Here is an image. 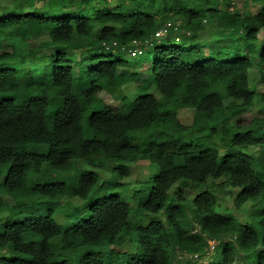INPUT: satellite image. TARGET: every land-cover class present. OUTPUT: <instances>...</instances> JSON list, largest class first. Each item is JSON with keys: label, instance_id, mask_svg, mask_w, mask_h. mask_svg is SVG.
<instances>
[{"label": "trees", "instance_id": "obj_1", "mask_svg": "<svg viewBox=\"0 0 264 264\" xmlns=\"http://www.w3.org/2000/svg\"><path fill=\"white\" fill-rule=\"evenodd\" d=\"M110 1L0 5V213L9 212L0 221V264H264V111L231 121L256 101L264 106V93L249 84L252 58L264 65V43H256L264 9L253 14L231 0H117L114 11ZM204 18L215 20L213 38L229 39L230 48L199 41ZM43 33L55 54L14 49L16 38ZM134 46L138 57L124 55ZM144 62L150 74L141 82L117 72ZM130 81H139L134 99L122 91ZM101 92L120 104L104 103ZM184 108L193 110L190 124L177 116ZM254 147L256 155L246 153ZM138 159L150 176L130 196L122 165ZM182 180L195 194L170 196ZM224 190L235 207L258 210L247 222L223 215ZM124 239L136 244L133 252L119 249Z\"/></svg>", "mask_w": 264, "mask_h": 264}, {"label": "rangeland", "instance_id": "obj_2", "mask_svg": "<svg viewBox=\"0 0 264 264\" xmlns=\"http://www.w3.org/2000/svg\"><path fill=\"white\" fill-rule=\"evenodd\" d=\"M46 0H36V4L41 6L44 4ZM235 6L238 9L244 8V6H247L253 14H256L257 12L264 9V1L263 0H231ZM8 4V0H0V5H6ZM105 5V4H104ZM232 5V4H231ZM95 7L102 8L103 6L100 5V3H96ZM232 5L230 8H233ZM110 10L116 11L118 9V2L117 0H111L110 5L108 7ZM177 25V24H175ZM174 25V26H175ZM202 28L198 31V37L200 42H207V43H218L217 45L219 47H222L223 49L230 48V45L232 44L231 41L227 38H223L219 41L215 40L213 38V34L215 32L216 23L214 19L206 20L203 19ZM175 32H179V30L174 27ZM160 34L158 36H154L153 40L156 44H160L163 41L164 35L166 33V26L164 29L160 30ZM257 47L264 43V27L260 28L257 31ZM8 38H3L1 41L3 43L7 42ZM48 40V36L46 33H43L42 35H39L38 37H31L24 41L17 40L16 38V44L13 46L16 51H20L23 55L30 54V53H37L44 56H51L55 54L56 49L53 46H48L45 44V42ZM9 46V45H8ZM12 48L10 47L9 50ZM206 51V48L204 49ZM242 52L247 55V49L243 48ZM78 51H71V54L73 56V60H77L78 58ZM124 55L128 56L131 59H134L138 57L139 55L138 50L136 46H134L132 49H126L124 51ZM253 67L249 70V84L250 88L256 93H264V82L261 79V73L264 71V65H260L257 61V58H252ZM142 64V65H141ZM28 64H25L27 66ZM141 65V66H140ZM23 66V65H22ZM136 66H123L118 67L117 72L123 73V74H132L136 73L138 74V80L143 81L144 79L149 77L150 69L147 66V62L144 63H136ZM76 70V68L74 69ZM77 71V70H76ZM138 83L139 81H130L122 85V91L123 93L129 98L134 99L138 94ZM148 91L156 96H158L157 90L151 86L149 87ZM102 101L112 107H116L120 104V102L116 99H113L108 93L101 92L99 94ZM229 101V98H225L224 102L227 103ZM264 111V106L261 102L256 101L254 103V106L245 112H242L234 117L231 118V121H248L251 118H253L255 115L262 114ZM177 116L181 123L183 124H190L192 122V116H193V110L192 109H179L177 112ZM222 152V151H221ZM258 152L257 147L250 148L246 153L251 155H256ZM124 168H127V171L129 172L127 176L123 177L120 181L123 183L128 184L129 188V195L131 196L132 193H134L136 190H138L140 184L142 182H146L149 179L150 176V169H148V163L146 160L138 159L136 161L126 162L122 165ZM80 168H87L82 163L79 164ZM99 174L100 179H108L110 178V173L106 170H98L94 169L92 170ZM214 182H220L221 178L218 180H213ZM210 182V181H209ZM182 192L183 195L191 197L195 194V191L191 188L190 183L188 181H178L177 183L173 184L170 188L168 194L172 197H176L178 192ZM201 190H199L200 192ZM198 192V191H197ZM236 194V190H233V195ZM220 198H222L219 206V211L223 215H232L234 217L239 218L242 222H247L250 218V215L254 211L258 210V207H251L250 203H245L244 205L240 206L239 208L235 207L233 203V196L227 194V191H223L221 193ZM2 200L7 202L8 204L12 205V200L9 196H2ZM66 199H62V202H64ZM72 201L76 207H82L84 205V202L77 199L72 198ZM137 199L131 198L129 199V204L133 207L136 206ZM154 216V215H152ZM9 218V212L3 211L0 213V221H6ZM147 220L146 217L143 219H139L140 223H143ZM136 244L129 243L127 239H124L123 242L120 244L119 249L121 251L125 252H133L135 250ZM114 249H117V247H114ZM0 254H2V251H0Z\"/></svg>", "mask_w": 264, "mask_h": 264}, {"label": "built area", "instance_id": "obj_3", "mask_svg": "<svg viewBox=\"0 0 264 264\" xmlns=\"http://www.w3.org/2000/svg\"><path fill=\"white\" fill-rule=\"evenodd\" d=\"M160 30H162V29H160ZM160 30L158 32H156V34H155L156 36H158L160 34V32H161Z\"/></svg>", "mask_w": 264, "mask_h": 264}]
</instances>
